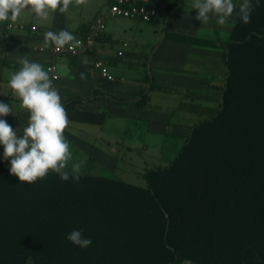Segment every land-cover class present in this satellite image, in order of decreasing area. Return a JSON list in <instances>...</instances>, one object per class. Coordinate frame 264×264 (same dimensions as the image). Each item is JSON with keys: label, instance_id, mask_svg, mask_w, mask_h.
I'll list each match as a JSON object with an SVG mask.
<instances>
[{"label": "crops", "instance_id": "obj_1", "mask_svg": "<svg viewBox=\"0 0 264 264\" xmlns=\"http://www.w3.org/2000/svg\"><path fill=\"white\" fill-rule=\"evenodd\" d=\"M193 2L166 0L170 10L153 21L156 38L148 36L143 42L133 30L136 21L107 19L94 50L74 58L53 59V44L45 43V33L67 30L75 37L83 36L111 0H87L85 4L72 0L66 12L57 9L47 20L29 8L16 21L0 22V102L12 109L0 119L18 136L23 135L30 113L8 82L25 57L45 70L54 62L57 77L53 86L61 103L75 101L80 111L104 114L100 124L68 120L63 135L70 143L72 159L67 170L82 161L80 176L113 179L55 182L47 176L59 174L49 170L28 184L0 173V178L8 179L0 181V201L14 204L0 209V221L18 222L17 237L29 235L33 240L29 251L50 252L51 245L46 243L50 230L46 229L52 222L51 205L60 194L64 199V264H165L164 250L156 241L159 228L153 219L157 214L143 191L147 184L142 175L149 169H135L133 157L141 158L152 148L150 169L167 166L185 144L190 128L219 108L227 77L223 45L243 0H233L236 9L224 25L216 22L215 14H210L207 23L198 21ZM8 24L24 26V30L9 31ZM159 28L161 38L156 33ZM191 39L217 46L193 44ZM96 59L105 63L114 81L102 79L94 70ZM146 94L148 101L140 107L137 102ZM179 141L183 144L176 145ZM10 159L4 158L0 145V168L9 169ZM42 227L43 233L39 232ZM74 229H81L91 245L81 248L69 242L66 237Z\"/></svg>", "mask_w": 264, "mask_h": 264}, {"label": "trees", "instance_id": "obj_2", "mask_svg": "<svg viewBox=\"0 0 264 264\" xmlns=\"http://www.w3.org/2000/svg\"><path fill=\"white\" fill-rule=\"evenodd\" d=\"M251 3L250 23L238 15L223 45L227 77L219 108L190 128L185 144L167 166L142 175L147 184L143 191L157 214L156 241L164 250L165 264H264V0ZM170 7L166 4L161 16ZM147 101L146 94L137 103L143 107ZM75 105V101L64 105L68 120L100 124L104 118ZM0 173L10 174L3 168ZM47 178L64 182L55 174ZM84 179L113 180L86 174L79 180ZM5 205L14 206L0 201V209ZM51 207L52 222L46 229L50 252L29 251L33 240L29 235L17 237L18 222L2 220L0 264H64L60 194Z\"/></svg>", "mask_w": 264, "mask_h": 264}, {"label": "clouds", "instance_id": "obj_3", "mask_svg": "<svg viewBox=\"0 0 264 264\" xmlns=\"http://www.w3.org/2000/svg\"><path fill=\"white\" fill-rule=\"evenodd\" d=\"M72 0H0V22L16 21L26 9H31L42 20L49 18L50 12L59 9L66 12ZM85 4L87 0H76ZM192 8L197 10L198 21L207 23L210 14H215L217 23L224 25L236 9L233 0H194ZM253 5L251 0H243L239 5V17L243 23H250ZM9 13H11L9 15ZM51 42L60 50L65 45L73 49L79 46L77 38L67 30L45 33V43ZM19 63L22 67L11 75L9 88L16 93L23 108L30 113L29 124L23 129V135L3 119H0V145H3L5 159L11 157L9 172L20 182L33 183L45 177L49 170L59 174L61 180L70 177L80 179V163H74L67 170L72 159L70 143L63 133L68 126V118L58 90L53 86L49 72L42 65L29 61L26 57ZM84 79V74H81ZM12 113L8 104L0 102V116ZM66 239L74 245L86 248L91 245L90 238L83 236L81 229L71 231Z\"/></svg>", "mask_w": 264, "mask_h": 264}, {"label": "built area", "instance_id": "obj_4", "mask_svg": "<svg viewBox=\"0 0 264 264\" xmlns=\"http://www.w3.org/2000/svg\"><path fill=\"white\" fill-rule=\"evenodd\" d=\"M165 0H111L108 7L100 12L92 23H90L83 36L76 37L79 41V46L72 48L70 45H65L64 48L57 50L53 44L50 49V54L53 59H56L62 55L68 57H78L84 54H88L94 50L96 40L106 30V20L110 18L127 19L139 22H153L161 18V11L166 7ZM6 29L24 30V26L8 24ZM35 27H31L32 31H35ZM40 52H44L43 48L39 49ZM94 70H96L102 79L108 82L114 81V77L110 74L107 66L102 60L96 59L93 64ZM46 71L49 72L52 83L57 77V68L54 62L47 66Z\"/></svg>", "mask_w": 264, "mask_h": 264}, {"label": "rangeland", "instance_id": "obj_5", "mask_svg": "<svg viewBox=\"0 0 264 264\" xmlns=\"http://www.w3.org/2000/svg\"><path fill=\"white\" fill-rule=\"evenodd\" d=\"M127 20V19H124ZM129 22V23H128ZM126 23L131 24V21H127ZM126 24V25H128ZM156 23L154 22H149V23H145V22H139L136 21V23H134L133 25H136L137 27H133L134 32H136V37L138 39V41L143 42V40H145V38L149 37H155V34L152 33V28L155 26ZM154 29V28H153ZM161 31L160 28L157 30V35H160L159 37L161 38ZM156 38V37H155ZM183 142L179 141L176 142V145H182ZM154 154V149L150 148L145 154H143V156L141 158H137V157H133V163L135 166V169H145L144 167H147V169H150L151 167H153L151 164H149L151 162V156ZM174 156H171V158H173ZM169 158V159H171ZM166 159V158H164ZM168 159V158H167ZM142 161H144L146 163V165L144 163H142ZM160 164V163H159ZM162 165V164H161Z\"/></svg>", "mask_w": 264, "mask_h": 264}, {"label": "water", "instance_id": "obj_6", "mask_svg": "<svg viewBox=\"0 0 264 264\" xmlns=\"http://www.w3.org/2000/svg\"><path fill=\"white\" fill-rule=\"evenodd\" d=\"M183 264H192L191 262H185V263H183Z\"/></svg>", "mask_w": 264, "mask_h": 264}]
</instances>
